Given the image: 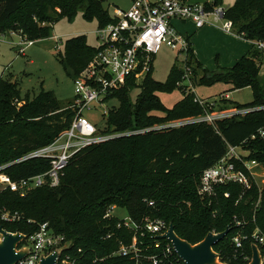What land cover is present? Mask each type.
I'll return each instance as SVG.
<instances>
[{"label": "trees", "instance_id": "1", "mask_svg": "<svg viewBox=\"0 0 264 264\" xmlns=\"http://www.w3.org/2000/svg\"><path fill=\"white\" fill-rule=\"evenodd\" d=\"M219 1L205 2V7L210 9ZM78 13L86 20L95 19L98 28L115 21L103 0H0V35L8 31L19 33L26 40L46 39L52 36L54 23L61 19L70 22ZM224 18L245 39L264 41V0H236L224 9ZM98 49L87 44L85 35H76L65 40L59 61L73 79L94 60ZM263 57L251 45L231 67L211 71L196 59L188 42L184 66L174 64L164 82L151 78V66L141 86L131 76L106 97L116 98L118 104L109 108L105 127L100 131L137 130L203 114L204 108L195 101L194 92L179 86L186 69L192 76V84L221 82L234 89L250 87L251 102L239 104L223 98L217 106L220 110L264 105V79L259 75ZM136 86L141 91L132 101L130 91ZM176 88L183 89L182 97L168 108L157 92ZM15 100L23 101L19 109L13 103ZM59 102L50 91L27 101L19 97L14 83L0 80L1 172L20 180L48 168L45 158L15 160L49 144L68 128L76 110L62 107ZM155 111L159 114H152ZM259 128L264 129V109L218 120L214 126L190 123L90 145L70 159L58 185L41 186L24 196L1 190L0 213L5 209L17 212L20 218L0 224L27 237L40 223L47 222L53 232L70 241L66 250L76 253L81 249L77 254L79 264H134L127 257L109 256L117 249L120 238L127 242L131 236L114 228L116 218H103L107 208L115 206L124 208L137 220L144 216L161 218L173 225L177 236L191 244L201 241L208 232H220L230 225L228 234L213 250L225 264H247L254 244L250 238L252 231L258 228L264 234V186L260 187L250 176L249 189L244 190L238 184L219 185L216 194L207 200L198 195L197 184L201 172L216 163L228 145H242L248 150L246 159L264 163V138L257 135ZM252 134L256 135L253 139ZM224 192H229V196L225 197ZM234 217L247 221L242 229L234 225ZM109 231L114 232L113 236L105 238ZM237 231L247 238L242 249L235 251L231 238ZM144 240L149 242V236ZM148 251L151 253L153 249L144 253ZM102 257L103 260L93 262ZM142 264L148 262L144 260Z\"/></svg>", "mask_w": 264, "mask_h": 264}, {"label": "built area", "instance_id": "2", "mask_svg": "<svg viewBox=\"0 0 264 264\" xmlns=\"http://www.w3.org/2000/svg\"><path fill=\"white\" fill-rule=\"evenodd\" d=\"M210 2L211 0H207ZM115 19L103 27H99L96 36L99 39V49L94 57L79 75L73 78L74 102L69 107L76 110L75 116L68 128L59 134L49 144L32 150L21 156L15 162L30 158H45L48 160V168L40 173L20 180H13L9 175L0 171V184L3 189H8L24 196L29 190L58 185L61 175L70 159L84 148L104 142L113 138L143 133L152 130L176 128L185 124L204 122L212 126L215 122L224 118L242 116L253 110L264 109V105L255 107L231 108L220 110L218 103L223 99V94L213 100H205L195 95L203 108V114L175 120L155 126L125 131L101 132L96 124L92 123L85 115L84 110H90L95 103L101 109L102 118H106L110 106L106 99L114 90L121 88L127 78L143 77L152 66V60L163 45L176 52L186 53L188 40L182 37L171 24L172 19L191 20L195 27L199 28L207 23L214 24L225 33H233V23L224 18V9L213 6L210 9L204 3L190 2V0H131L127 9L115 8ZM223 20L221 24L219 21ZM14 34V33H11ZM32 40H20L17 46L31 45ZM253 45L264 56V41H253ZM22 51V47L19 48ZM189 71L183 77V81H190ZM105 125L103 126V128ZM103 128H101L103 130ZM257 135L264 138V129L259 128ZM256 135L250 136L253 139ZM245 142V141H243ZM248 150L242 145H228L225 154L212 166L205 168L199 177L197 193L200 197L209 200L216 194L215 188L224 184H238L244 190L250 188V176L257 183L254 169L261 165L256 160H248L245 156ZM3 167H0V170ZM258 184V183H257ZM228 197L229 192H224ZM210 203V201H208ZM153 202L150 201L149 205ZM114 206L107 208L103 218H116L114 228L127 233L130 236L125 242L123 238L118 240L117 249L109 256L119 255L134 261V264H142L145 260L148 264H186L174 251L167 238H161L168 229V223L161 218L144 216L134 219L128 214L117 217L112 214ZM20 218L17 212L3 209L0 213V222L11 223ZM254 221V218H252ZM247 221L241 217H234V225L242 229ZM1 225V224H0ZM114 232H107L105 238H111ZM149 236V242L145 237ZM247 235L237 231L231 238L235 251L242 249V242ZM250 238L254 244L262 248L264 260V234L258 228L252 231ZM24 242V243H23ZM68 242L63 234H57L48 227L47 222L40 223L38 229L30 236L25 237L17 248H27V254L16 264H39L40 256L47 255L56 249L62 248ZM23 243V244H22ZM70 244L68 245V248ZM66 248V249H68ZM148 248L153 252L144 253ZM62 249L57 257L56 264H79L81 249L76 253ZM246 258V257H244ZM104 258H95L93 262Z\"/></svg>", "mask_w": 264, "mask_h": 264}, {"label": "rangeland", "instance_id": "3", "mask_svg": "<svg viewBox=\"0 0 264 264\" xmlns=\"http://www.w3.org/2000/svg\"><path fill=\"white\" fill-rule=\"evenodd\" d=\"M207 0H190V2L204 3ZM213 1V0H212ZM236 0H220L216 5L219 8H227ZM130 0H103L104 7L109 14L113 15L116 7L127 8ZM223 20L219 21V24ZM171 24L175 30L193 47L196 59L208 70L231 67L230 61L234 60L233 50L240 44L247 48L249 45L230 33H225L212 26L205 24L202 27H195L194 23L187 20L172 19ZM98 29L95 19L86 20L80 13L72 21L61 19L54 23L52 36L46 39L34 40L33 44L17 46L20 40H25L19 33L11 34L5 32L0 35V80L14 83V89L19 97L27 101H33L42 92H52L62 107L69 106L74 102L73 79L67 74L59 61V55L63 53L66 39L83 34L86 42L92 47L99 45L96 36ZM236 34V32H235ZM241 40V41H239ZM22 47V51L19 48ZM185 54L176 52L170 47L163 45L152 60V72L150 76L153 80L164 82L171 67L176 64L183 67ZM264 59V57H263ZM79 75V74H78ZM190 81H182L179 86L189 91L195 88V94L199 98L212 97L220 92H230L231 101L239 104L249 103L253 99L250 87L234 89L232 85L221 82L212 85L192 84L191 74L187 75ZM264 79V77H261ZM143 77L135 80L141 86ZM140 87H134L130 91L132 101L140 92ZM182 88H176L171 92H157L158 97L165 106H172L181 99ZM19 109L23 104L22 100L13 101ZM116 98L108 101V106H117ZM101 109L97 104H91L90 110H84L85 115L99 129L105 125V118L101 116ZM152 114H159L157 111ZM257 175L255 179L260 187L264 186V163L254 169ZM3 186L0 184V191ZM112 214L123 217L127 214L124 208L113 207Z\"/></svg>", "mask_w": 264, "mask_h": 264}, {"label": "water", "instance_id": "4", "mask_svg": "<svg viewBox=\"0 0 264 264\" xmlns=\"http://www.w3.org/2000/svg\"><path fill=\"white\" fill-rule=\"evenodd\" d=\"M230 225H227L220 232H208L205 237L191 244L188 241L176 235L173 225L169 224L167 231L160 235L161 238H167L172 244L176 254L186 264H225L219 261L218 254L213 250V246L228 234ZM26 237L19 231H8L0 225V264H16L23 258L28 250L27 248H17V245ZM70 241L66 242L62 248L40 256L39 264H56V260L62 249L68 248ZM252 257L247 264H261L260 253L256 244L251 245Z\"/></svg>", "mask_w": 264, "mask_h": 264}, {"label": "crops", "instance_id": "5", "mask_svg": "<svg viewBox=\"0 0 264 264\" xmlns=\"http://www.w3.org/2000/svg\"><path fill=\"white\" fill-rule=\"evenodd\" d=\"M130 2H131V0H130ZM130 5V4H129ZM129 7V6H128ZM127 7V8H128ZM116 8H119V7H116ZM127 8H124V9H127ZM121 9V8H120ZM111 15V14H110ZM211 24V23H210ZM212 26L213 27H215V28H217V29H219L217 26H215L214 24H212ZM220 31H222L221 29H219ZM230 34H232V36H234V37H236V38H238V39H242V41L243 42H245L246 44H248L249 45V48H250V46L251 45H253V41H250V40H247V39H245L242 35H240V34H235V31L233 32V33H230ZM239 41H241V40H239ZM249 48H247L246 46H244L243 44H240V45H238L234 50H233V57L235 58L234 60H232V61H230V64H231V66L235 63V61L238 59V58H240L242 55H244V54H246V52L249 50ZM259 75H260V77H264V59H263V62H262V64H261V66H260V70H259ZM193 92H194V94H195V88H192L191 89ZM221 94H223V97H224V99H227V100H230L231 99V97H230V92L229 91H227V92H220L219 94H217V95H215V96H212V97H207V98H202V99H205V100H213V99H215L217 96H220ZM196 95V94H195ZM182 97V96H181ZM231 101V100H230ZM173 106V105H172ZM172 106H166V107H168V108H170V107H172Z\"/></svg>", "mask_w": 264, "mask_h": 264}, {"label": "flooded vegetation", "instance_id": "6", "mask_svg": "<svg viewBox=\"0 0 264 264\" xmlns=\"http://www.w3.org/2000/svg\"><path fill=\"white\" fill-rule=\"evenodd\" d=\"M257 246V248H258V251H259V253H260V263L261 264H264V260H263V255H262V249L258 246V245H256ZM252 257V256H251ZM251 257H250V259L248 260V262L251 260ZM247 262V263H248Z\"/></svg>", "mask_w": 264, "mask_h": 264}]
</instances>
